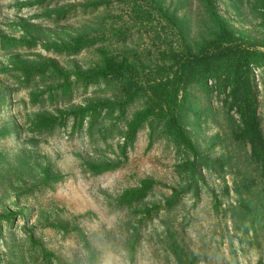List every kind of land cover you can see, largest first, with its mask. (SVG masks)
Returning <instances> with one entry per match:
<instances>
[{
	"label": "rangeland",
	"instance_id": "1",
	"mask_svg": "<svg viewBox=\"0 0 264 264\" xmlns=\"http://www.w3.org/2000/svg\"><path fill=\"white\" fill-rule=\"evenodd\" d=\"M96 1L104 4L91 6ZM157 2L184 18L189 44L204 37L208 23L196 0H0V264H106L120 252L125 264H177L168 250L171 229L199 264H264V183L249 145L234 139L241 120L226 94L194 87L187 96L189 136L214 160L194 175L186 164L193 153L166 138L150 145V128L128 140L127 124L140 103L125 116L106 108L75 114L118 93L114 83L76 80L77 72L101 62L99 49L142 61L145 72L154 73L162 52L181 43ZM216 4L247 44L264 51L258 0ZM84 33L100 43L73 55L44 47ZM4 36L36 44L8 52L1 47ZM13 56L51 59L74 83L59 88L50 74L28 83ZM252 79L264 132V66L253 68ZM40 114L66 122L41 132L35 127ZM108 162L120 166L101 175L88 166ZM146 177L158 188L140 205L119 208L118 197ZM175 191L182 196L174 209L147 211L165 207ZM135 228L139 246L132 263L127 242Z\"/></svg>",
	"mask_w": 264,
	"mask_h": 264
},
{
	"label": "trees",
	"instance_id": "2",
	"mask_svg": "<svg viewBox=\"0 0 264 264\" xmlns=\"http://www.w3.org/2000/svg\"><path fill=\"white\" fill-rule=\"evenodd\" d=\"M203 9L208 26L201 40L188 43V29L184 18L157 2L160 15L176 28L179 35V45L163 51L162 63H155L154 73L146 71V65L128 56L118 57L99 49L102 54L101 62L87 71L76 73V80L82 83L106 81L118 85L114 99L100 101L89 107L81 108L75 114L84 117L87 113L96 114L99 108L109 111H119L122 116L127 115L129 108L140 103L141 108L135 111L127 124V138L135 141L139 132L145 127L150 128V145L155 137L166 138L180 149H187L193 153L194 160L186 163L191 167L193 175L201 168L210 169L208 165L214 160L206 158L197 151L184 122V108L191 88L199 87L205 92L218 91L226 94L231 109H236L240 116L238 129L234 131L236 142L250 147L251 159L260 169V176L264 183V132L258 111V101L253 85V68L264 66V51L247 44L234 30L229 21L218 11L216 0H196ZM262 24L264 26V0H258ZM104 2H93L91 6L100 7ZM100 39L84 33L72 37L64 43H45L48 51L57 53L77 54L85 49L97 46ZM35 41L24 38H10L4 36L1 47L8 52H16L23 47L32 48ZM15 70L20 72L28 83L37 77L48 74L54 76L59 88L69 89L74 81L59 65L49 59L33 63L28 59L13 56ZM211 81H214L211 82ZM38 94L34 100H38ZM66 119L57 116L40 114L35 120V127L39 131L52 133L63 126ZM202 162V163H200ZM94 175H101L113 171L120 163L88 164ZM158 181L151 177L140 180L136 187L126 189L117 199V206L121 209L140 205L152 192L158 188ZM182 192L175 191L167 200L166 206L156 205L148 212L159 211L163 208L174 209L178 204ZM168 250L177 264H199L200 257L189 250L178 238L174 230L167 235ZM139 246L138 230L128 238L127 250L129 260L136 262ZM91 250V249H90ZM94 256V252L91 251ZM96 258V256H94Z\"/></svg>",
	"mask_w": 264,
	"mask_h": 264
},
{
	"label": "clouds",
	"instance_id": "3",
	"mask_svg": "<svg viewBox=\"0 0 264 264\" xmlns=\"http://www.w3.org/2000/svg\"><path fill=\"white\" fill-rule=\"evenodd\" d=\"M126 256L125 252H120L112 257H110L106 264H125L124 257Z\"/></svg>",
	"mask_w": 264,
	"mask_h": 264
}]
</instances>
